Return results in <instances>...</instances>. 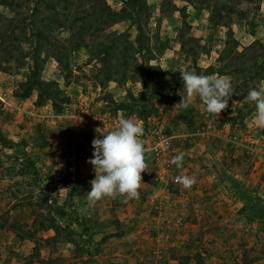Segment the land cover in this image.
Returning <instances> with one entry per match:
<instances>
[{"label": "rangeland", "instance_id": "1", "mask_svg": "<svg viewBox=\"0 0 264 264\" xmlns=\"http://www.w3.org/2000/svg\"><path fill=\"white\" fill-rule=\"evenodd\" d=\"M36 1L0 5V25L14 35L5 41L9 60L0 70V134L24 143L22 152L0 144V216L18 233L0 229V264H264V129L254 123V103L244 101L250 89L264 87V0H143V27L154 35L144 41L148 52L137 53L136 26L128 20L99 34L88 28L83 46L77 26L54 28L51 38L66 48L68 82L52 57L41 77L69 97L59 113L49 102L36 106L35 91L13 96L31 63L20 64L16 52L28 51L21 33L35 31L27 16ZM125 1L105 0L114 11ZM216 3L220 15L209 6ZM68 13L73 21L81 15L72 7ZM108 34L115 42L103 66L96 53ZM141 62L154 67L153 76L138 74ZM185 71L231 77L228 108L215 116L198 98L177 105ZM121 116L142 122L145 147L156 130L170 149L158 166L145 156L139 199L105 197L82 215L95 178L86 163L91 142ZM178 150L186 152L181 168L170 164ZM158 169L166 173L162 182L154 178ZM178 175L196 183L184 189L172 182ZM47 221L62 230H41ZM30 237L49 241L38 257H29Z\"/></svg>", "mask_w": 264, "mask_h": 264}, {"label": "trees", "instance_id": "2", "mask_svg": "<svg viewBox=\"0 0 264 264\" xmlns=\"http://www.w3.org/2000/svg\"><path fill=\"white\" fill-rule=\"evenodd\" d=\"M206 2L208 3L209 1L206 0ZM7 3L8 0H0V5ZM217 5L218 3L213 7L209 4V6L212 7V11L215 14L220 15V10ZM71 7L76 8L78 13L81 14L77 17L78 19H74V21L70 18V13H68ZM144 9L143 0H127L119 11L112 10L106 4L105 0H37L33 9L29 11L27 16L28 23L30 26H35V31L29 35V38L23 32L21 33L23 34L24 43L28 46V51L23 53L22 48H19L16 52V54H22L21 59H17L20 64L26 58H30L31 63L28 67V74L25 81L17 85L13 91V96L18 99H27L35 91L36 106H41L45 102H49L52 110L55 113H59L62 110V107L69 103V97L63 95L62 90L55 81H46L41 77V72L46 59L52 57L58 64L62 79L66 84L68 82L67 74L69 73V63L66 48L63 45L54 42L51 38L54 28H63L67 25L77 26V30H81L82 34L78 44L79 46H83L85 45V42L82 36L85 35L88 28H93L92 34H99L110 28L112 25L128 20L136 26V40L138 41L139 46L137 53L145 52V50L148 52L149 48H147L144 41L149 37L152 38L154 35L148 37L145 33L146 31L143 27L145 16ZM6 22H10V20H7ZM2 28L3 27L0 25V70H5L3 64L8 62V55L10 52V49L6 47V44L9 42L5 43V41H7V39L10 41L14 35H12V33L8 35V32L10 31H6V29ZM114 36L122 39L119 35L115 34ZM107 38L108 43L98 46L100 48L96 53L97 56H102L103 66L110 62L111 58L109 57V52L113 48L112 44L115 42L110 34L107 35ZM147 60H153V58L147 57ZM137 66L139 75L140 73H150V76H153L151 72L155 69L151 65L141 62ZM123 76H125V74ZM111 78L110 75L108 80H112ZM0 144L3 148H13L14 150L20 151V148L23 147L24 143H15L0 134ZM22 155H24L23 161L34 170L33 162L27 158L24 151ZM70 180V174L68 172L65 181L70 183ZM48 206L50 207V205ZM48 210L55 213L57 218H62L64 216V213L60 210H54L52 208H48ZM39 227L43 231L52 230L54 233L62 230L54 221H47L46 225L45 223H40ZM3 228L12 229L17 233L15 227H13L12 224H9L3 216H0V229ZM29 239L33 240L32 251L29 255L30 258L38 257L40 244L44 245V243L49 242L47 239H40V241H38V239L34 237H30ZM196 264H201V262L198 260Z\"/></svg>", "mask_w": 264, "mask_h": 264}, {"label": "clouds", "instance_id": "3", "mask_svg": "<svg viewBox=\"0 0 264 264\" xmlns=\"http://www.w3.org/2000/svg\"><path fill=\"white\" fill-rule=\"evenodd\" d=\"M180 77L183 88L177 93L181 97L177 105L187 108L188 102L198 98L204 106L203 112L215 116L228 108L234 94L231 77L197 75L194 71L180 73ZM244 101L254 103V123L259 129H264V87L250 89ZM99 130L96 129V132ZM143 135L142 122L137 117L121 116L113 130L99 135L102 138L92 140V158L86 163L92 166L95 178L89 181L91 190L86 193L85 204L79 209L82 215L105 197L119 198L123 203L139 199L138 190L143 184L141 174L148 171L146 147L140 139ZM185 155L186 152L178 150L170 164L181 168ZM174 182L184 189H190L196 183V178L178 175Z\"/></svg>", "mask_w": 264, "mask_h": 264}, {"label": "built area", "instance_id": "4", "mask_svg": "<svg viewBox=\"0 0 264 264\" xmlns=\"http://www.w3.org/2000/svg\"><path fill=\"white\" fill-rule=\"evenodd\" d=\"M154 132H158V133H157L156 137H154L152 139L151 143L149 145H147L145 156H146V158L147 157L150 158L151 162L152 163L154 162V164L157 165L158 162L161 161L160 156L164 155L165 153H167L169 151L170 139L168 137L162 135V134H159V131L155 130ZM165 175H166V173L164 171L158 169L157 173L155 172L154 178L156 180H160L162 182V181H164ZM174 178H172L173 183H175Z\"/></svg>", "mask_w": 264, "mask_h": 264}, {"label": "crops", "instance_id": "5", "mask_svg": "<svg viewBox=\"0 0 264 264\" xmlns=\"http://www.w3.org/2000/svg\"><path fill=\"white\" fill-rule=\"evenodd\" d=\"M169 237H170V235H169ZM169 237H168V238H169Z\"/></svg>", "mask_w": 264, "mask_h": 264}]
</instances>
